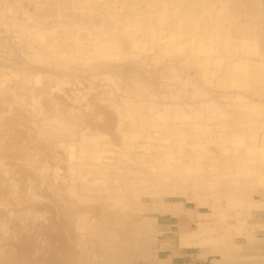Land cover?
<instances>
[{"label": "bare ground", "instance_id": "bare-ground-1", "mask_svg": "<svg viewBox=\"0 0 264 264\" xmlns=\"http://www.w3.org/2000/svg\"><path fill=\"white\" fill-rule=\"evenodd\" d=\"M29 1L34 9L20 18L11 13L9 0H0V22L14 31L22 49L31 48L32 61L72 78L106 81L107 100L116 113L117 144L98 131L60 142L78 239L77 255L61 264H132L130 247L148 237L151 219L139 223L133 215L167 210L152 188L162 195L193 190L197 204L215 216V226L206 232L221 231L203 239L208 223L198 221L195 230L180 234V242L207 241L220 256L213 264H231V246H226L231 229L264 225V217L251 211L264 209V199H255L264 188V33L256 31L258 23L264 24L257 16L260 0ZM123 39L130 40L128 46ZM142 65L154 66L153 71L143 73ZM4 68L1 95L7 88L13 91L8 87L13 75ZM34 70L21 72L20 92L10 97L22 100L28 90L25 97L33 106L31 84L48 92L47 68ZM50 117L39 119L41 134H71V124ZM219 243L225 244L222 251H217Z\"/></svg>", "mask_w": 264, "mask_h": 264}, {"label": "rangeland", "instance_id": "rangeland-1", "mask_svg": "<svg viewBox=\"0 0 264 264\" xmlns=\"http://www.w3.org/2000/svg\"><path fill=\"white\" fill-rule=\"evenodd\" d=\"M9 3L11 13L20 18L25 17L22 14L24 10L34 9V4L29 0H9ZM257 16L261 17L264 23V0H260V5L257 6ZM256 31L264 33V24L258 23ZM121 41L124 46H128L130 42L125 39ZM22 48L23 45L16 38L14 31L0 22V67L5 66L4 73L13 75L8 84L10 89L13 88L12 92H20L16 85L23 77L21 72L26 74L35 71L34 69L47 68L52 79L48 92H41L38 83L31 84L32 88L27 85V88L36 90L34 95L37 103L33 106L28 103L27 96L25 97L28 90L23 94L25 101L10 97L12 92L9 93L8 88L3 95L0 94V264H61L77 255L78 239L74 230L75 208L70 204L75 201L67 195L69 171L65 150L60 142L73 141L81 132L98 131L117 144L119 141L113 132L116 113L107 100L106 91L110 86L106 81L103 80L99 85V81L96 78L91 79L90 76H73L74 79L63 71H57L55 66L32 61L31 48ZM25 55L28 57H24ZM153 67L142 65L140 69L144 73L153 71ZM90 82L91 90L88 89ZM119 93L120 91L115 93L113 101H118ZM46 116H51L50 119L55 122L58 119L67 121V124H71V134L61 130L47 135L41 134L38 121ZM152 190L155 197L161 196L160 200L154 198L156 202H161L158 203L160 206L166 205L167 210L162 214L150 210L133 215L139 223L145 218L151 219L146 226L148 237H140L137 239L139 244L130 247L134 256L131 263L213 264L214 260L220 258L217 252L210 250L211 243L207 241L201 242V245L180 242V234L195 230L198 221L208 223H205L207 227L201 235L203 239L211 235L216 237V233L221 231L217 228V231L210 234L206 232L215 226V216L208 214L209 210L204 205L197 204V199L191 193L193 190L186 188L185 193L176 190L177 193L171 195H162L160 189ZM156 192L160 195L156 196ZM196 192L200 193L198 190ZM255 194V199H264V188H260L259 193ZM207 196L202 200L205 201L209 197ZM144 202L150 205L152 201L147 197ZM205 202H209L208 199ZM93 211L90 212L91 215ZM251 211L258 217H264V209ZM204 213H207V217ZM102 222L100 221L101 227L104 224ZM248 226L243 224L235 227L242 230L241 232H236V229L230 231L231 240L226 242V246H231L230 253L236 259L233 258L231 264H264V225L259 226L258 230H255L256 226ZM127 238L132 240L133 236L128 235ZM86 240L88 248L91 239ZM224 245L219 243L217 251H222ZM243 254L244 258L238 260Z\"/></svg>", "mask_w": 264, "mask_h": 264}]
</instances>
